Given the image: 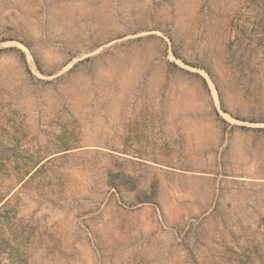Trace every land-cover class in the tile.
Returning <instances> with one entry per match:
<instances>
[{"label":"rangeland","instance_id":"374dc122","mask_svg":"<svg viewBox=\"0 0 264 264\" xmlns=\"http://www.w3.org/2000/svg\"><path fill=\"white\" fill-rule=\"evenodd\" d=\"M258 129L264 0H0V264H264Z\"/></svg>","mask_w":264,"mask_h":264},{"label":"trees","instance_id":"16d2710c","mask_svg":"<svg viewBox=\"0 0 264 264\" xmlns=\"http://www.w3.org/2000/svg\"><path fill=\"white\" fill-rule=\"evenodd\" d=\"M259 131H262V130H264V129H258Z\"/></svg>","mask_w":264,"mask_h":264},{"label":"bare ground","instance_id":"6f19581e","mask_svg":"<svg viewBox=\"0 0 264 264\" xmlns=\"http://www.w3.org/2000/svg\"><path fill=\"white\" fill-rule=\"evenodd\" d=\"M30 59V58H29Z\"/></svg>","mask_w":264,"mask_h":264}]
</instances>
